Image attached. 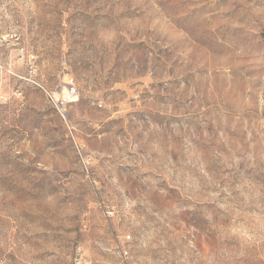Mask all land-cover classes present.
<instances>
[{"label":"rangeland","instance_id":"obj_1","mask_svg":"<svg viewBox=\"0 0 264 264\" xmlns=\"http://www.w3.org/2000/svg\"><path fill=\"white\" fill-rule=\"evenodd\" d=\"M0 264H264V0H0Z\"/></svg>","mask_w":264,"mask_h":264},{"label":"built area","instance_id":"obj_2","mask_svg":"<svg viewBox=\"0 0 264 264\" xmlns=\"http://www.w3.org/2000/svg\"><path fill=\"white\" fill-rule=\"evenodd\" d=\"M127 238H130V235H128ZM124 252L127 253V251H124Z\"/></svg>","mask_w":264,"mask_h":264},{"label":"bare ground","instance_id":"obj_3","mask_svg":"<svg viewBox=\"0 0 264 264\" xmlns=\"http://www.w3.org/2000/svg\"><path fill=\"white\" fill-rule=\"evenodd\" d=\"M71 99H75V98H71Z\"/></svg>","mask_w":264,"mask_h":264}]
</instances>
